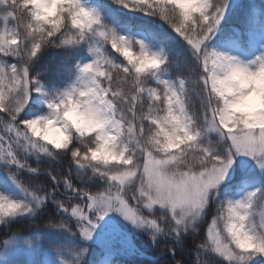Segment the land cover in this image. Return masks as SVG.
I'll return each mask as SVG.
<instances>
[{"label": "snow or ice", "instance_id": "snow-or-ice-1", "mask_svg": "<svg viewBox=\"0 0 264 264\" xmlns=\"http://www.w3.org/2000/svg\"><path fill=\"white\" fill-rule=\"evenodd\" d=\"M114 3L159 17L182 38L205 95L201 115L187 108L188 81L170 78V51L153 43L157 30L118 31L110 25L119 18L105 19L85 0H0V224L36 217L52 202L66 219L50 223L61 231L43 240L45 256L58 264H93L90 241H110L113 256L138 255L128 225L154 245L170 239L175 257L215 205L193 264L209 252L219 264H264V215L255 211L264 206V52L245 60L218 50L229 39L221 25L229 0ZM108 44L126 64L107 53ZM48 47L63 49L53 79L34 70ZM54 126L59 142L46 134ZM59 156L70 157L63 180L27 163ZM73 168L101 188L74 185ZM24 171L47 174L54 187L41 195L20 182ZM39 248L28 264H38Z\"/></svg>", "mask_w": 264, "mask_h": 264}, {"label": "trees", "instance_id": "trees-1", "mask_svg": "<svg viewBox=\"0 0 264 264\" xmlns=\"http://www.w3.org/2000/svg\"><path fill=\"white\" fill-rule=\"evenodd\" d=\"M86 1V0H85ZM98 1L103 17L108 19L109 17H117L121 23L119 25H110L117 27V30L123 31L129 28L135 29L137 26H149L160 33V39L154 40L153 43L157 46L165 47L170 51L171 64L168 69L170 78L178 79L184 78L188 81L187 84V108L190 113L200 116L202 113L201 101L205 99V95L202 91V85L198 82L199 72L192 70L191 61L184 51L182 45V38L172 29V27L159 19V17L145 16L141 12H131L129 9H124L120 5L114 3V0H95ZM2 11V10H0ZM17 22L10 21V26H14ZM223 32L225 34L237 36L240 32H246L251 29H261L264 25V0H229V8L225 12V18L221 21ZM221 32L218 30L216 35L213 36L212 41L216 40ZM212 41L209 43L211 44ZM107 53L115 59L117 62L127 63L124 57L120 53H116L111 45L105 46ZM63 49L48 47L43 50L42 58L37 65L34 66V70L41 73L46 79H53L54 61L59 59L62 55ZM86 55V54H85ZM9 62H14L12 58H7ZM42 82H44L42 80ZM149 85L155 86L152 81H148ZM145 111L147 107L145 105ZM27 163L39 170L51 172L58 179L63 180L69 173L70 157L59 156L55 160L45 158L37 161L35 157L30 158ZM0 171H3L0 167ZM15 172V169L12 170ZM18 178L22 184L29 188H40L41 195L45 191H50L54 185L46 175H30L26 172L18 173ZM91 173L89 172V176ZM72 180L74 185H81L88 190L96 191L101 188V182L95 179H81L76 176L75 170L72 171ZM62 188L63 185L61 184ZM63 198V197H58ZM217 208L214 205L211 212L204 220L199 224L197 230L194 233L186 235L181 241L180 245L176 248L175 257H171L168 252V246L173 242L167 238H160L159 243L154 245L152 243L149 234L135 229L133 226L128 225L125 229L128 231L134 243L137 247L143 251L146 255L155 257L161 252L165 253L162 257L156 260H149L146 258H125L120 261V264H176V261H180V264H193L197 259V253L194 251L196 245L205 242L206 229L210 223L211 216L215 215ZM158 215V213H157ZM61 219H66L57 214L56 205L52 202L43 208L36 217H30L27 219H17L9 224H0V251L3 250V243L13 237L20 239L15 241H24L25 239L31 240L29 244L30 253L26 254L22 250L15 253L6 254V260L8 264H28L29 259L32 257L33 249L37 244L40 248L37 250L35 259L38 264H43V258L47 250V242L43 240V237L48 233H57L61 231L58 228H49V224H58ZM70 225L74 228V222H70ZM41 237V239H36ZM43 241V242H42ZM108 240L103 242L90 241L88 245L89 259L95 264L98 262L102 255L108 248ZM201 264H219L220 258L214 256L211 252L201 253L199 255ZM152 261V262H151ZM151 262V263H150Z\"/></svg>", "mask_w": 264, "mask_h": 264}, {"label": "rangeland", "instance_id": "rangeland-1", "mask_svg": "<svg viewBox=\"0 0 264 264\" xmlns=\"http://www.w3.org/2000/svg\"><path fill=\"white\" fill-rule=\"evenodd\" d=\"M86 3L91 7H95L98 10L100 9L99 3L95 0H88ZM123 31H126V30H123ZM228 37H229L228 42L225 44L219 45L218 50L229 51L232 54L239 55L242 59H245V60H251L255 56L260 55L261 52H264V25H263V28L261 29H251V30H247L246 32H240L237 36L229 35ZM216 40L212 41L211 43L213 47H217ZM133 51H138V48L134 49ZM87 59H89V57L87 55L84 56V60H87ZM56 127L58 126L50 127L47 130L46 134L49 137V139H54L59 142L60 140H62L63 136L60 132L56 130ZM245 190L246 189L239 190L237 192V195H242L243 191ZM255 211L259 218L261 215H264V206H257ZM129 240L131 241V238H129ZM133 245L137 247L134 243ZM137 249L139 250V252L144 253L138 247ZM19 250H22L24 253L29 254L30 253L29 244L25 243L24 241H15V242L9 243L8 245L3 246V250L0 251V264H5V262L7 261L5 257L6 254L15 253ZM103 252H104V255L102 256V259L99 262H96L95 264H113L114 260H118L120 264V261H123L125 258H130V257L140 259V257L136 255L135 256H113L112 249L109 247L107 248L106 251H103ZM213 255L216 256L215 254ZM170 256L172 257V255ZM158 258L159 257H153L150 260L157 261ZM261 259H264V258H261ZM147 263L149 262H145L144 264H147ZM43 264H58V262L55 261L54 258H48L44 256Z\"/></svg>", "mask_w": 264, "mask_h": 264}]
</instances>
